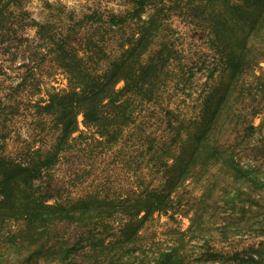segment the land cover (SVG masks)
<instances>
[{"label": "rangeland", "instance_id": "rangeland-1", "mask_svg": "<svg viewBox=\"0 0 264 264\" xmlns=\"http://www.w3.org/2000/svg\"><path fill=\"white\" fill-rule=\"evenodd\" d=\"M153 23L141 59L167 61L133 124L79 114L60 149L61 124L26 108L68 86L50 57L0 118V264H264V0H0V82L47 54L40 28L104 73Z\"/></svg>", "mask_w": 264, "mask_h": 264}, {"label": "trees", "instance_id": "trees-1", "mask_svg": "<svg viewBox=\"0 0 264 264\" xmlns=\"http://www.w3.org/2000/svg\"><path fill=\"white\" fill-rule=\"evenodd\" d=\"M161 25L153 23L146 30V35L138 40L135 47L122 53L113 62L112 68L104 73H98L89 67L81 66L79 63L80 58L74 51L73 53L72 50L70 52L64 41H57L53 35L40 28L37 37L41 45L37 47L45 48L47 54L38 59L40 53L35 51V56L28 57L30 63L24 64L16 68V70H11V73H7L9 74L8 78L4 79L2 83L20 81L18 86L6 88L0 82V118L7 117V109H13L11 102L16 93L23 87H30L34 89V93L41 94L43 82L42 73L39 72L40 66L46 61L47 57H50L51 61L66 75L68 86L61 90L52 87V90L47 93V99L34 100L32 99L34 97L33 94V97L30 96L26 108L30 115L37 114L43 117H50L61 124L62 135L60 137L62 138L58 139L60 149L66 144L70 135L76 131V116L79 114L84 115L86 124L100 128L109 124L113 125V122L118 119L125 121L126 125L133 124L135 116V108L133 107L134 96L138 95L144 98L142 92L145 87L152 84L156 76L155 71L159 65H165L167 61L162 57V52H155L150 63L149 60L143 62V59H141L142 52L147 51L148 49L146 48H150V42L154 44L159 32L163 30L164 25L162 27ZM145 63L148 65L144 66ZM3 77H5V73L2 74L0 72V81ZM122 79L125 81V86L117 89V83ZM13 82H11V85H14ZM6 89H8L7 92L5 91ZM58 156L59 154L57 157L43 160L38 165L16 166L19 172L13 178H11V174H3V176L11 179L22 176L31 185L32 179L42 175V168L52 167ZM11 179H6L1 183L6 184ZM168 199H170V195L165 198V201L162 196L157 197L155 204L160 208L166 204ZM121 233L123 234V231ZM136 236V231L131 233V235L127 236V242L131 243Z\"/></svg>", "mask_w": 264, "mask_h": 264}]
</instances>
